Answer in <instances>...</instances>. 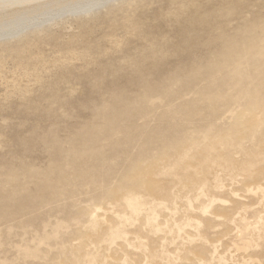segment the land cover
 <instances>
[{
	"label": "rangeland",
	"instance_id": "obj_1",
	"mask_svg": "<svg viewBox=\"0 0 264 264\" xmlns=\"http://www.w3.org/2000/svg\"><path fill=\"white\" fill-rule=\"evenodd\" d=\"M27 1L0 6V264H264V0Z\"/></svg>",
	"mask_w": 264,
	"mask_h": 264
},
{
	"label": "bare ground",
	"instance_id": "obj_2",
	"mask_svg": "<svg viewBox=\"0 0 264 264\" xmlns=\"http://www.w3.org/2000/svg\"><path fill=\"white\" fill-rule=\"evenodd\" d=\"M23 1H25V0H0V6H2V7H3V6H7V5H9V3H11L10 5H13V4H15V2L18 3V5H19V4L23 3ZM26 1H27V0H26ZM32 1H33V0H32ZM64 1H65V0H64ZM64 1H63V2H64ZM69 1H70V0H69ZM93 1H95V0H76V1H70V2L67 1V4H65L66 2H64V5H63V6H62L61 3H60V5H61L62 8H64V7H66V6H69L68 4L72 2V4H70V7L72 8L71 5H75V7H76V5H78L79 3H80V5H84V4L87 5V4L92 3ZM105 1H106V0H105ZM105 1L102 0L101 2H99L100 5H101V3L105 2ZM27 2L29 3V1H27ZM57 2H58V1H56V3H57ZM63 2H62V3H63ZM96 3H97V2H96ZM99 3H97V4L99 5ZM23 4H25V3H23ZM26 4H27V3H26ZM58 4H59V2H58ZM58 4H57V5H58ZM49 5H50V4H49ZM55 5H56V4H55ZM80 5H79V6H80ZM93 5H94V4H92V6H93ZM21 6H22V4H21ZM84 6H85V5H84ZM92 6L90 5V6H88V8H89V7H92ZM2 7H1V9H2ZM56 7H57V6H55V8H54L55 10H57ZM61 7H59V8L61 9ZM93 7H96V4H95ZM5 8H6V7H5ZM40 8H41V7H40ZM45 8H46V7H45ZM76 8H77V7H76ZM80 8H81V7H79V9H80ZM85 8H86V7H85ZM51 9H52V8H51ZM54 9H53V11H54ZM65 9H68V7H67V8H64V10H65ZM37 10H38V9H37ZM39 10H40V9H39ZM58 10H59V9H58ZM76 10H78V9H76ZM81 10H82V9H81ZM48 11H50V10L48 9ZM59 11H60V10H59ZM67 11H69V10H67ZM18 12H19V11H18ZM33 12L35 13V11H33ZM33 12H32V13H33ZM36 12H37V11H36ZM39 12H40V11H39ZM19 13H20V12H19ZM22 13H23V12H22ZM25 13H26V12H25ZM25 13H23V14L25 15ZM32 13H31V15L28 14L31 18H32V16H33ZM47 13H48V12H47ZM52 13H53V12H52V10H51V13H50V14H52ZM26 14H27V13H26ZM41 14H42V11H41ZM50 14H49V15H50ZM61 14H62V13H61ZM15 15H16V14H15ZM15 15H13V16H15ZM19 15L22 16V14H19ZM24 15H23V18L25 17ZM34 15H35V14H34ZM58 15H59V14H58ZM58 15H57V16H58ZM40 16H41V15H40V13H39V17H40ZM53 16H54V15H53ZM55 16H56V15H55ZM16 17H17V16H16ZM30 17H28V18L25 17V18H26L27 21H28V19H30ZM33 17H34V16H33ZM39 17L37 16L36 18H39ZM18 18H19V17H18ZM18 18L16 19V21L13 20L14 22L11 21V22H9L8 24L5 23L6 25H5L4 22H3V26H1L2 23H0V33H1V30H2V31H3V30H7V29H8V30H9V29L11 30V28H13V26L15 27V25H16V27H17V24H18V23H20V22H22V21L24 22V20H23L22 18H21L22 20H21L20 18H19V19H18ZM25 18H24V19H25ZM40 18H42V17H40ZM47 18H48V17H47ZM51 18H53V17H51ZM12 19H14V18H10V20H12ZM10 20H9V21H10ZM31 20H32V19H31ZM47 20H48V19H47ZM35 21H36V20H35ZM39 21H41V20H39ZM39 21H37V23H39ZM6 22H7V21H6ZM28 22H29V21H28ZM42 22H43V21H42ZM31 23H34V21L31 22ZM24 25H25V24H24ZM26 25H27V24H26ZM21 26H22V25H21ZM21 26H20V27H21ZM27 26H30V23H29V25H27ZM22 27H23V28H22ZM22 27L19 28V29H16V30L18 31V30H22V29H24V26H22ZM14 30H15V29H14ZM16 30H15V32H16ZM12 31H13V30H12ZM12 31H10V32L4 31V32L10 34V33H12ZM15 32H14V33H15ZM17 33H18V32H17ZM9 34H8V35H9ZM0 37H1V34H0ZM2 37H3V36H2ZM144 205H145V204H144ZM242 229H243V228H242Z\"/></svg>",
	"mask_w": 264,
	"mask_h": 264
}]
</instances>
